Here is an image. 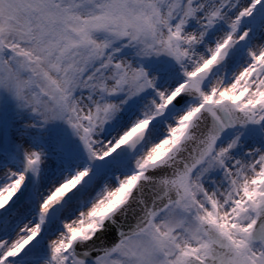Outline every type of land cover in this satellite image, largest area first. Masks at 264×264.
<instances>
[{
    "label": "rangeland",
    "instance_id": "rangeland-1",
    "mask_svg": "<svg viewBox=\"0 0 264 264\" xmlns=\"http://www.w3.org/2000/svg\"><path fill=\"white\" fill-rule=\"evenodd\" d=\"M262 32L264 0H0V155L16 165L7 178L19 182L17 190H0V255L15 209L34 204L40 223L0 264H30L35 250L44 264H183L189 253L204 254L201 220L243 243L264 200ZM201 68L211 76L200 95L174 106L185 75ZM223 98L255 117L198 166L188 197L111 252L91 261L76 257L72 239L90 235L128 195L143 164L177 142L203 100ZM132 133L143 139L138 150L113 159ZM88 173L94 174L88 190L68 201ZM68 206L72 222L57 229L52 222L61 225ZM55 230L62 239L56 251L45 240ZM248 253L264 264L259 242Z\"/></svg>",
    "mask_w": 264,
    "mask_h": 264
},
{
    "label": "water",
    "instance_id": "water-1",
    "mask_svg": "<svg viewBox=\"0 0 264 264\" xmlns=\"http://www.w3.org/2000/svg\"><path fill=\"white\" fill-rule=\"evenodd\" d=\"M209 72L201 69L187 75L185 83L174 99L181 105L199 94ZM253 112L243 111L228 100L212 103L205 101L190 119L179 141L161 157L144 164V170L129 195L110 209L101 224L86 238L73 241V251L87 260L111 251L122 239L140 232L148 226L152 214L172 201H182L189 195L188 182L192 172L232 129L253 119ZM142 139L133 135L112 155L124 159L132 155ZM92 174L86 175L66 197L71 201L81 197L88 189ZM257 214L248 241L261 240L264 246V202L257 206ZM208 239L203 258L189 254L184 264H253L247 255V245L235 247L228 235L213 223L202 221Z\"/></svg>",
    "mask_w": 264,
    "mask_h": 264
},
{
    "label": "bare ground",
    "instance_id": "bare-ground-1",
    "mask_svg": "<svg viewBox=\"0 0 264 264\" xmlns=\"http://www.w3.org/2000/svg\"><path fill=\"white\" fill-rule=\"evenodd\" d=\"M224 16H226V14H224ZM261 35H264V32H262ZM254 44H255V42H254ZM255 46H257V43L254 45V47ZM263 51H264V43L262 42L261 45L258 43L257 53L260 54ZM235 72H237V74L235 75L236 78H239L241 76L243 70H242V68H238V70H236ZM152 135H153V137L150 139L152 141H155L157 134L154 132ZM100 139H101V141L99 143L101 145H104L107 143L108 136L107 137H101ZM100 139L95 138L96 141H99ZM148 145H149V147L145 149L146 150L145 152H147L149 149L152 148L150 146V144H148ZM4 159H5V157H2L0 155V190H5L8 186H9V190H17L19 187L18 177L13 176L12 179H8L6 176L7 173H10L9 171H13V173L16 172V165H13L14 162H10L9 164H5L6 160H4ZM260 169L261 168H258V170H260ZM65 176H67V175L64 174V177ZM61 185H63V184H61ZM40 189H42V186L37 187V190H36L37 201H39V194L41 193ZM57 194H58V192L55 193V195H57ZM52 196H54V195H51L50 197L47 198V202L51 201ZM11 200H12V198H11ZM35 206H36V204H35ZM37 210L38 209L34 210V204L32 205L30 203L29 204L25 203V204H23V206H19L17 209L14 210V212L12 214V217H13L12 221L15 222V225L13 226L14 229L12 230L11 235L8 237V239H10V240H9V244L7 243V249L3 253H1V255H0V262L4 261L9 256L10 250H13L16 246H18V247L22 246L24 244V242H26L28 240L29 234H31L32 231H37L36 228L40 227V223L38 222L39 211H37ZM73 211H74V206H68V207L64 208L60 212V217H59L60 221H61V225H60L59 220L53 221L52 225L58 224L59 227H57V229L60 227L65 228V227L69 226L72 222L70 217L73 216ZM54 232L55 233L51 234L50 236H46L45 240L49 243L50 247L56 251L57 246L61 244L62 239H61V237H56L58 235L56 233V230ZM4 241H5L4 239H0V244H2ZM29 256L31 257V260H34L30 264H44V261L42 259V255H40L39 250H35V251L31 252L29 254Z\"/></svg>",
    "mask_w": 264,
    "mask_h": 264
}]
</instances>
